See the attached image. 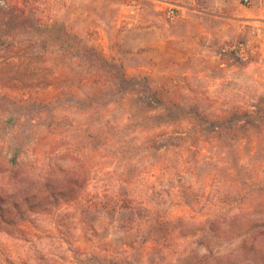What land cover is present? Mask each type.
I'll return each instance as SVG.
<instances>
[{
	"label": "rangeland",
	"instance_id": "374dc122",
	"mask_svg": "<svg viewBox=\"0 0 264 264\" xmlns=\"http://www.w3.org/2000/svg\"><path fill=\"white\" fill-rule=\"evenodd\" d=\"M14 7L33 25L0 31V264H174L206 253L209 220L264 205V0H0ZM155 31L191 47L156 54ZM38 161L85 166L76 208L40 202Z\"/></svg>",
	"mask_w": 264,
	"mask_h": 264
},
{
	"label": "trees",
	"instance_id": "16d2710c",
	"mask_svg": "<svg viewBox=\"0 0 264 264\" xmlns=\"http://www.w3.org/2000/svg\"><path fill=\"white\" fill-rule=\"evenodd\" d=\"M0 14H3L2 20L0 17V31L5 29L8 38V35H11L14 31L27 29L30 25H33L24 16V10L18 7L11 8L6 12L2 11ZM3 20L7 22L4 23ZM1 37L6 36L3 34ZM8 45L9 48L15 47L14 43H9ZM43 49L45 50L46 48ZM119 79H121V89H127L125 76L121 75ZM134 85H140L148 95L153 94L156 104L163 106L162 99L158 98L160 90L153 91L147 84L140 82H136ZM107 101L109 100H104L103 102L108 103ZM106 139L101 140V144ZM39 162L38 164L40 165L33 163L31 166L38 177L40 202L63 197L65 202H69L70 205L76 208L75 204L79 199L80 190L87 181L85 166L79 161V164L73 168L62 169L56 165L47 167ZM43 179L44 182H42ZM16 189L18 191L17 187ZM88 205L92 206L93 201L90 200ZM100 205L107 210L110 208V210L119 214L123 210H127L130 212L127 217V221L130 223H134L136 218L144 219L148 217L150 212L149 208L142 204H137L128 196L123 195L113 197L100 195ZM155 226L151 225L150 227L154 228ZM218 242L221 243L220 245L226 242L235 243V245L233 248L223 250L220 245L215 246L214 243ZM200 246L205 248V254L199 255L194 252L189 256L179 258L174 264H264V248H262L264 246V205L252 211L225 217L218 216L209 220ZM112 263L126 264V261L116 258Z\"/></svg>",
	"mask_w": 264,
	"mask_h": 264
},
{
	"label": "crops",
	"instance_id": "0c3cea01",
	"mask_svg": "<svg viewBox=\"0 0 264 264\" xmlns=\"http://www.w3.org/2000/svg\"><path fill=\"white\" fill-rule=\"evenodd\" d=\"M153 35V34H152ZM155 35V36H154ZM154 39H156L155 53L167 57H181L185 55L190 49V41L187 38L169 41L162 39L158 32H154ZM146 41V40H145Z\"/></svg>",
	"mask_w": 264,
	"mask_h": 264
},
{
	"label": "built area",
	"instance_id": "2783aa9c",
	"mask_svg": "<svg viewBox=\"0 0 264 264\" xmlns=\"http://www.w3.org/2000/svg\"><path fill=\"white\" fill-rule=\"evenodd\" d=\"M246 4H252L253 0H244ZM159 10L164 13L169 21L174 22L178 19L180 6L170 2H160Z\"/></svg>",
	"mask_w": 264,
	"mask_h": 264
}]
</instances>
